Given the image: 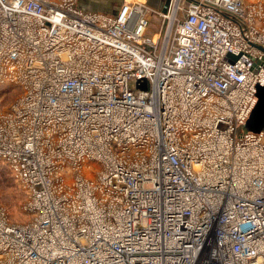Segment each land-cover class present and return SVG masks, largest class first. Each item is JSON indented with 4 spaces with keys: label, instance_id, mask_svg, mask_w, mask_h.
Instances as JSON below:
<instances>
[{
    "label": "built area",
    "instance_id": "obj_1",
    "mask_svg": "<svg viewBox=\"0 0 264 264\" xmlns=\"http://www.w3.org/2000/svg\"><path fill=\"white\" fill-rule=\"evenodd\" d=\"M78 1L0 0V264H264V0Z\"/></svg>",
    "mask_w": 264,
    "mask_h": 264
},
{
    "label": "rangeland",
    "instance_id": "obj_2",
    "mask_svg": "<svg viewBox=\"0 0 264 264\" xmlns=\"http://www.w3.org/2000/svg\"><path fill=\"white\" fill-rule=\"evenodd\" d=\"M140 87H146L145 81L139 84ZM17 94L18 91H8L3 98V103H9ZM245 126L246 129L252 130L264 128V85L260 88L258 101L246 120ZM26 202V190L12 177L9 169L0 163V206L8 211L13 221L20 222L29 218L28 211L25 210Z\"/></svg>",
    "mask_w": 264,
    "mask_h": 264
},
{
    "label": "crops",
    "instance_id": "obj_3",
    "mask_svg": "<svg viewBox=\"0 0 264 264\" xmlns=\"http://www.w3.org/2000/svg\"><path fill=\"white\" fill-rule=\"evenodd\" d=\"M126 0H79L78 1V6L86 11H95V12H101L105 13L108 15H115L118 13L119 8ZM140 1H145L146 4L150 7H153L155 9H161L165 10L168 0H140ZM150 32L153 33L156 31L158 25V19L154 15L150 16ZM156 26V28H154Z\"/></svg>",
    "mask_w": 264,
    "mask_h": 264
},
{
    "label": "water",
    "instance_id": "obj_4",
    "mask_svg": "<svg viewBox=\"0 0 264 264\" xmlns=\"http://www.w3.org/2000/svg\"><path fill=\"white\" fill-rule=\"evenodd\" d=\"M143 88H144V87H143ZM260 88H261V87H259V94H260ZM255 131H257V130H255Z\"/></svg>",
    "mask_w": 264,
    "mask_h": 264
}]
</instances>
